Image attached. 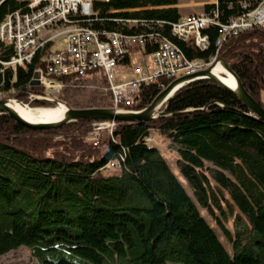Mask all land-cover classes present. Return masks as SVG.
Instances as JSON below:
<instances>
[{"label":"trees","instance_id":"1","mask_svg":"<svg viewBox=\"0 0 264 264\" xmlns=\"http://www.w3.org/2000/svg\"><path fill=\"white\" fill-rule=\"evenodd\" d=\"M143 1L149 0L126 5L136 8ZM257 3L216 0L205 5L204 12L216 13L224 24ZM20 5L5 0L0 21ZM121 7L118 0H93L94 14L76 20L98 33H153L142 49L145 55L158 49V38L173 43L187 60L208 62L221 55L264 106V26L219 45V27L210 25L203 31L208 46L200 49L173 35L169 24L155 23L175 21L179 16L173 11L130 12L126 16L153 21L128 28L110 13ZM49 48L43 45L35 51L26 69L0 71V91L13 90V96L32 107L56 105L31 97L45 94L31 80L45 66ZM11 53L0 42V61ZM64 81L57 98L77 105L80 83L87 80L71 76ZM170 82L143 87L131 108L147 106ZM101 86H107L104 80ZM211 101L226 107L214 103L199 110ZM110 105L96 90L86 96L88 107ZM165 107L167 112L194 110L149 122L118 123L102 146L80 137L92 120L32 130L0 115V255L24 246L39 264H264V122L248 116L235 95L211 80L182 87ZM150 131L176 147V166L190 193L160 150L145 141ZM114 159L120 160V168L107 173L106 165Z\"/></svg>","mask_w":264,"mask_h":264},{"label":"built area","instance_id":"2","mask_svg":"<svg viewBox=\"0 0 264 264\" xmlns=\"http://www.w3.org/2000/svg\"><path fill=\"white\" fill-rule=\"evenodd\" d=\"M5 0H0V6ZM18 9L3 16L0 21V42L10 48L8 60L0 61V71L25 69L29 53L35 41H44L49 51L44 56V67L38 68L39 86L50 95H57L65 86L64 78L80 79L98 75L106 83L105 91L109 94L111 107L132 109L142 88L149 85L163 86L165 80H173L182 75L191 74L206 68L185 66L177 53L158 38V49L150 54H143L146 39H153L154 34L138 36L132 39H118L114 35L100 34L90 30L88 34L65 38H49V30L61 26H82L76 17H89L94 14L93 1L89 0H18ZM257 5L236 19L221 24L216 13L202 12L180 16L175 21L155 20V23L169 24L173 35L185 41H191L200 49H205L208 36L203 31L210 25L219 27L221 33L219 45L229 37L264 26V0H255ZM134 9L129 12H136ZM113 20L124 26L136 23H151V18L141 16H117L111 9ZM137 56V57H136ZM139 58V59H137ZM132 76L125 78L126 73ZM164 88V87H163ZM162 88V89H163ZM47 94V93H45ZM87 140L92 145H99L102 137H112L118 123L111 120H95L90 124ZM146 137L145 141L152 140ZM120 168V160L110 161L106 167ZM106 168V169H107Z\"/></svg>","mask_w":264,"mask_h":264},{"label":"water","instance_id":"3","mask_svg":"<svg viewBox=\"0 0 264 264\" xmlns=\"http://www.w3.org/2000/svg\"><path fill=\"white\" fill-rule=\"evenodd\" d=\"M216 66L221 67L225 74L230 76L232 84H227L220 76L213 73V69ZM36 77L37 75L35 74L34 79L31 81V85L39 86ZM198 80H211L219 87L232 93L248 110V116L264 122V106L256 101L253 96L246 91L238 75L231 69L225 58L221 55L215 57L212 62L202 70L174 78L158 92V94L147 106L141 109L115 108L111 106L79 108L68 107L56 96L50 95V93L47 92V94L44 95H35L34 99L52 101L55 102L56 105L61 104L64 106V109L60 112L59 116L52 121L36 122L23 118L16 111L15 106L25 107L26 109L40 107H31L28 103L19 100L15 96L0 98V115H6L21 126L32 130L57 129L64 125L76 124L80 120H111L117 123L149 122L155 119L173 116L187 111H193L194 109L182 112H167L165 105L179 89ZM214 103L220 104L217 101H211L199 110H205ZM220 105L222 107H226L223 104Z\"/></svg>","mask_w":264,"mask_h":264},{"label":"rangeland","instance_id":"4","mask_svg":"<svg viewBox=\"0 0 264 264\" xmlns=\"http://www.w3.org/2000/svg\"><path fill=\"white\" fill-rule=\"evenodd\" d=\"M89 1H93V0H89ZM214 1L216 0H149V1H143V4L140 5V7L133 8L126 4L128 3L133 4L134 2H137V0H118L120 5H122L123 7L116 9V11H117V14H120L121 16H126L127 14L130 13L129 11L134 10V9H140L137 12H144L148 10H160V9L167 10L169 9L170 11H173L174 14H177L180 17V16L191 15V14H200L204 12L205 5L212 4ZM72 29L73 28H69V27L63 30L59 29L57 31L59 33L57 37L66 36L72 33L73 32ZM213 59L214 58L210 59L207 63H211ZM202 67H205V65H203ZM131 76L132 74L130 72L124 75L125 78L131 77ZM83 80H87V81L80 83V89H82L83 91L80 93V95L76 97L77 105H72V104L67 105L65 102L61 100L66 106L74 107V108L88 107L86 106V96L90 92H94L95 90L98 91L102 96H105L106 101L109 103V98H107L106 96L109 94L108 93L106 94L104 87L101 86L102 80L98 75L92 76L89 78H83ZM12 92L13 90H10L7 92L0 91V98L7 97V96H13ZM45 93H47V91H45ZM34 96L35 95H32L31 97L34 99L35 98ZM262 102L264 104V93H262ZM90 127L91 126L89 125L87 130H81L80 137L83 139L85 143L92 145L91 143L88 142L86 138L87 133L90 130ZM149 137H151L152 140L147 141V144L150 146H154L160 150L161 154L165 158L171 170L175 173V175L183 183V185L187 188V190H189L187 184L180 176L177 166H176V161L178 159L176 147L172 144L171 141L161 138L155 131H150L148 138ZM109 140L110 138H108L107 136H104L101 138L100 144L97 146L105 145L107 141ZM107 169L109 171L107 173H116L118 170V169H115V167H112L111 165ZM189 193H190V190H189ZM198 209L201 215L207 221H209L211 226L215 228L216 232L218 233L224 245L227 248H229V244L227 243L223 235L220 233L216 225L210 220L206 211L202 209L199 205H198ZM228 226H231L230 221L228 222ZM0 264H39V263L34 257H32L30 250L28 248L21 246L4 255H0ZM166 264H179V263L167 262Z\"/></svg>","mask_w":264,"mask_h":264},{"label":"bare ground","instance_id":"5","mask_svg":"<svg viewBox=\"0 0 264 264\" xmlns=\"http://www.w3.org/2000/svg\"><path fill=\"white\" fill-rule=\"evenodd\" d=\"M236 18H231V19H236ZM137 24L138 23L130 24L126 27H128V28L137 27ZM68 27L73 28L72 33L69 32L70 34H68L66 36H62V37L58 36L57 37V35H59V33L57 32L59 29L63 30V29H66ZM90 30H93V29H91L89 27H82V26H75V25L61 26V27H57V28H51L49 30V38H65V37H71V36H75V35L88 34V33H90ZM100 34L114 35V37H116L118 39H132V38L138 37V36H124L125 34L122 31H105V30H103L102 32H100ZM154 36H156V35H154ZM177 38H179V37H177ZM160 39L164 42V45L169 46L172 51L177 53L178 59H181L182 63H184L185 66L196 65L197 67H202L203 65L207 64V62H204L202 60H187L182 55V53L179 52L178 48L173 43H171L169 40H167L165 38H163V39L160 38ZM180 40H182V39H180ZM219 41H221V33L218 35V40L216 41L217 44H219ZM157 43H158V41H157ZM43 45H44V41H35V44L32 45V51H31V53H29L28 61H26V63H25V68L29 64V62L31 61V58H32L34 52L37 51L38 49H41L43 47ZM206 46H208L207 43H206ZM157 47H158V45H157ZM213 73L220 76L227 84H232V79L230 78V76L225 74V72L223 71V69L221 67L216 66L213 69ZM35 74L38 76V73H34V75ZM34 75H33L32 80L34 79ZM55 106L30 108V109H26L25 107L15 106V109L23 118H25L29 121L46 122V121H52V120L56 119L59 116L60 112L64 109V106L61 104H57V106L56 107Z\"/></svg>","mask_w":264,"mask_h":264},{"label":"crops","instance_id":"6","mask_svg":"<svg viewBox=\"0 0 264 264\" xmlns=\"http://www.w3.org/2000/svg\"><path fill=\"white\" fill-rule=\"evenodd\" d=\"M214 3H216V1H214L212 4H214ZM137 59H139V58H137Z\"/></svg>","mask_w":264,"mask_h":264}]
</instances>
